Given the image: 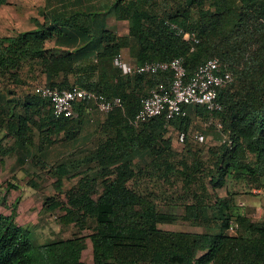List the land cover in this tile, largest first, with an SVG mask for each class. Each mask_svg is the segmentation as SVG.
Segmentation results:
<instances>
[{
	"label": "trees",
	"instance_id": "16d2710c",
	"mask_svg": "<svg viewBox=\"0 0 264 264\" xmlns=\"http://www.w3.org/2000/svg\"><path fill=\"white\" fill-rule=\"evenodd\" d=\"M7 1L0 0V7ZM56 1L37 28L0 35V125L15 139L9 148L0 143V152L15 147L17 165L30 159L43 169L42 156L31 154L27 146L34 143L33 129L38 130V147L59 137L69 141L87 116L79 106L78 117L56 118L35 91L24 95L15 114L10 86L28 83L29 66L38 67L50 86L78 85L107 97L118 95L123 109L102 118L98 127L103 138L95 152L48 169L54 194L45 204L62 209V221L90 229L93 264H264V220L232 213L220 197L208 205L199 198L186 203L181 217L161 212L151 191L138 182L142 175L169 180L175 171L190 190L197 186L206 192L203 162L195 155L190 162L174 163L166 136L171 127L186 132L194 110L221 124L222 143L212 150L208 166L210 187L223 186L228 176L264 187V0H172L167 7L157 0H113L115 19L127 25L124 34L104 26V12H92V0ZM94 14L101 23L97 31ZM169 23L193 32L198 42L183 39ZM46 42H51L49 49ZM122 47L140 63L182 56L187 76L218 57L233 73L232 82L218 92L222 109L185 105L184 115L166 121L160 114L132 126L129 118L139 109L147 86L159 79L170 81V73L121 74L112 59ZM83 160L95 165L80 169ZM72 177L76 183L65 188L64 180ZM17 199L9 214H0V264H84V236L34 242L29 230L15 222ZM176 222L199 223L209 230L158 227ZM231 222L236 224L232 233L227 231Z\"/></svg>",
	"mask_w": 264,
	"mask_h": 264
},
{
	"label": "rangeland",
	"instance_id": "374dc122",
	"mask_svg": "<svg viewBox=\"0 0 264 264\" xmlns=\"http://www.w3.org/2000/svg\"><path fill=\"white\" fill-rule=\"evenodd\" d=\"M112 1L92 0L88 4H93L92 12H97V8L104 12L106 26L124 33L127 30V25L125 22L115 19ZM157 2L167 7L173 1L163 0L162 3L161 0H157ZM56 3V0H8L6 4L0 7V35H10L18 31L37 28L38 23H43V16L48 7ZM91 16L96 17L95 20L99 19L96 14ZM50 46L51 44L46 42L45 47L49 49ZM29 67L28 75L30 78L28 83L19 87L10 86L15 91V94L12 95L14 99L10 102L14 106L15 114L21 111L24 95L33 92L37 85L44 83V76L38 67ZM26 73L23 71V74ZM159 83L165 88L169 86V81L159 79L156 82L154 81L152 85H148L146 90L148 91ZM102 116L103 114L101 115L98 111H93L90 116H85L82 124L78 127L75 139L69 140L70 142L59 137L52 144H46L48 147L45 148L49 151L45 157L46 167L43 169L34 166L30 159L25 161L24 167L17 165L15 163V147L8 149L9 151L0 152V213L9 214L14 201L18 198L15 222L29 230V235L34 242L43 243L75 235L84 236L85 248L82 252L84 264H93L91 241L88 237L90 229L78 228L74 221L69 223L62 221L61 215L64 211L53 207V204H49L48 201L45 204L46 199L54 194L53 176L48 172V169L59 163L77 161L92 155L99 140L103 138V134L98 127ZM190 117V126L185 132L186 138L184 141H180L178 138L180 131L172 127L166 133V136L171 139L175 156L174 163L183 160L190 162L195 155L203 162L201 180H203L206 187V192H200L197 186L190 190L175 171L172 172L170 179L165 181L158 175L150 176V178H148V175H142L138 179L139 184L142 183L143 188H148L151 191L157 208L161 212L174 213L181 217L185 212L184 206L186 203L194 202L195 199L199 198L208 205L213 203L215 197H220L231 205L232 213L246 214L256 221L264 220V187L255 188L249 186L244 179H235L231 176L226 178L223 186L216 189L210 187L207 172L208 166L211 165L214 158L211 156L212 150L222 143L219 131L221 129L220 122L217 118L208 119L205 114L194 110ZM90 118L93 120H89ZM196 132L204 134L202 141L195 139L194 134ZM37 134L38 130L34 128L33 140L37 138ZM14 140V135L7 132L0 125L1 145L9 148ZM35 141H38V139ZM60 150L64 152L57 153ZM33 151V153H37L38 149ZM93 165H95L94 161L83 160L79 168L83 169L86 166L92 167ZM142 167L146 173L148 167L146 165ZM76 181L77 177L65 179L64 187L68 188ZM207 213L210 214L211 211L207 210ZM158 227L171 231L203 232L209 230L208 226L199 223H160ZM227 231L235 232L229 229Z\"/></svg>",
	"mask_w": 264,
	"mask_h": 264
},
{
	"label": "built area",
	"instance_id": "2783aa9c",
	"mask_svg": "<svg viewBox=\"0 0 264 264\" xmlns=\"http://www.w3.org/2000/svg\"><path fill=\"white\" fill-rule=\"evenodd\" d=\"M169 25L183 39L193 43L198 42V38L193 32L184 30L174 23H169ZM190 49L192 50L193 46ZM112 62L123 75L170 73L167 88L159 83L141 97L139 109L129 118V123L134 127H138L146 119L160 114L165 116L166 121L176 114L184 115L185 105L203 106L210 111H219L222 109V103L218 99V92L233 80V73L228 64L222 63L216 56L207 59L189 76L186 75L182 56H176L169 60H151L140 63L129 60L123 51L119 50L113 56ZM34 91L47 102L56 118L73 119L78 117L79 106H83L84 113L88 116L93 111L105 115L115 109H123V99L120 96L107 97L94 89L78 85L67 88L42 83L37 85ZM194 137L198 141H202L204 134L196 132ZM178 138L180 141H184L186 133L180 131ZM223 140H226V137ZM235 227L236 224L231 222L228 229L234 231Z\"/></svg>",
	"mask_w": 264,
	"mask_h": 264
},
{
	"label": "crops",
	"instance_id": "0c3cea01",
	"mask_svg": "<svg viewBox=\"0 0 264 264\" xmlns=\"http://www.w3.org/2000/svg\"><path fill=\"white\" fill-rule=\"evenodd\" d=\"M52 5H53V4H52ZM47 10H49V7H48ZM117 21H119V20H117ZM99 25H101V23H100L98 20H95L94 23H93V27H94L95 31H97L96 29H97V27H98ZM104 26H105L106 28H109V29L117 30V29H115V28H110V27L106 26V22H104ZM27 30H28V29H27ZM117 31L119 32V30H117ZM119 33H121V32H119ZM124 33H125V32H124ZM124 33H121V34H124ZM0 34H1V33H0ZM6 35H8V34H6ZM49 44H51V42H49ZM120 50L123 51L125 57H127L129 60L137 61L135 57H133V56L130 55L129 49H128L127 47H122ZM137 62H138V61H137ZM101 115H102V114H101ZM103 117H104V115L102 116V118H103ZM36 139H38V134H37V138H36ZM36 139L34 138V143H33L32 145H30V144L27 145V146H28V149L30 150L31 154L34 152L33 150L38 149V153H37V155L42 156L41 159L45 162V157L48 155V151H49V150L45 148V147L47 146L46 144H42L41 147H38V146H37L38 141H35ZM35 147H36V148H35ZM47 147H48V146H47ZM39 148H40V151H39ZM44 149H45V150H44ZM58 151H59V149H58ZM58 151H57V153H62V152H64L63 150H60V152H58ZM15 158H16V154H15ZM19 166H20V167H24L25 164H23V165H19ZM0 214H2V213H0ZM4 215H5V214H4ZM16 219H17V218H16ZM22 225H23V224H22Z\"/></svg>",
	"mask_w": 264,
	"mask_h": 264
}]
</instances>
